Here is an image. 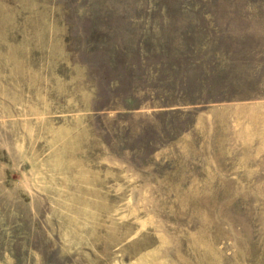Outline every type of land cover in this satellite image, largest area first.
Returning <instances> with one entry per match:
<instances>
[{
	"label": "rangeland",
	"instance_id": "374dc122",
	"mask_svg": "<svg viewBox=\"0 0 264 264\" xmlns=\"http://www.w3.org/2000/svg\"><path fill=\"white\" fill-rule=\"evenodd\" d=\"M0 264H264V0H0Z\"/></svg>",
	"mask_w": 264,
	"mask_h": 264
}]
</instances>
